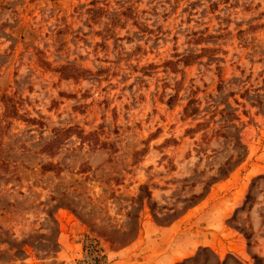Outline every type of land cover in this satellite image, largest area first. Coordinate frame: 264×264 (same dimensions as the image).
<instances>
[{
	"label": "rangeland",
	"instance_id": "obj_1",
	"mask_svg": "<svg viewBox=\"0 0 264 264\" xmlns=\"http://www.w3.org/2000/svg\"><path fill=\"white\" fill-rule=\"evenodd\" d=\"M0 264H264V0H0Z\"/></svg>",
	"mask_w": 264,
	"mask_h": 264
}]
</instances>
